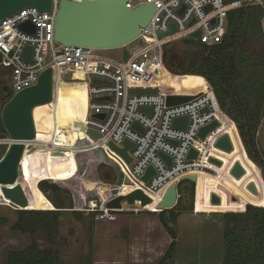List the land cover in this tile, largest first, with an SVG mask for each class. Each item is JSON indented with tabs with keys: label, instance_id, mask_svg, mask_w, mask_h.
<instances>
[{
	"label": "built area",
	"instance_id": "built-area-1",
	"mask_svg": "<svg viewBox=\"0 0 264 264\" xmlns=\"http://www.w3.org/2000/svg\"><path fill=\"white\" fill-rule=\"evenodd\" d=\"M60 1L54 0L50 12L28 6L0 22V68L11 77L12 94L36 84L47 68L53 69L55 88L58 83L66 81L85 83L88 110L85 122H82L84 131L96 129L101 137L94 140L86 134L87 139L81 141L82 145L76 150L100 148L106 152L111 150L108 142L122 146L125 140H130L135 144L130 150L133 162L128 165L123 160L128 166V171L121 167L125 179L139 180L154 194L193 171L207 169L192 162L201 160V142L211 139V147H215L216 141L224 135L212 138L219 127L206 140L198 135L202 126L216 120L214 107L221 108L215 92L209 90L190 101L170 104L164 82L156 86L146 84L144 79L156 69L164 68L166 49L176 41L195 39L206 45L221 43L227 31L228 12L240 7L241 3H226L224 0H129L127 7L130 9L152 3L157 10L149 24L141 27L138 38L127 45L129 58L124 61L121 49V56L117 58L104 53L103 49L59 42L55 38V20ZM208 6L211 9L207 11ZM25 22L34 26V32L21 27ZM172 24L175 25L174 33L159 36L160 31H170ZM197 30H201V36L192 38L191 34ZM28 46L33 47L30 61L23 55ZM76 72L84 74V79H76ZM93 79L103 83H93ZM132 88H158L159 92L132 93ZM106 97L110 99H97ZM4 103L5 100L0 99V105ZM143 107L150 108V111L142 110ZM204 108L208 110L202 113ZM95 114L104 117L100 119L94 117ZM184 116L189 117L188 126L185 129L175 127L174 120ZM135 123L143 131L135 129ZM11 142L9 136H0V144L9 146ZM191 148L199 151L198 159H187ZM161 153L172 158V165L167 164ZM149 166H153L157 173L145 183L141 178ZM125 185L123 183L122 187ZM118 208L117 205L112 209H101L98 200L92 199L85 210L108 213Z\"/></svg>",
	"mask_w": 264,
	"mask_h": 264
},
{
	"label": "rangeland",
	"instance_id": "rangeland-1",
	"mask_svg": "<svg viewBox=\"0 0 264 264\" xmlns=\"http://www.w3.org/2000/svg\"><path fill=\"white\" fill-rule=\"evenodd\" d=\"M263 28V26H260ZM167 49L168 58L167 62L174 66V68L183 70L187 68L190 62L188 53L185 52V46L180 41H176L169 45ZM247 52L253 56V59L261 58L264 55V35L263 37H254L249 41L246 47ZM104 53L119 58L121 56L120 49L104 50ZM187 57V58H186ZM234 82L235 89L239 99L243 101V106L252 107L255 103L254 95L259 93L263 95L264 99V72L260 77L256 76L254 72H242L241 76H237ZM162 79V81H161ZM146 84L161 86L163 82V67L156 69L151 75L144 79ZM61 90L62 93L71 94L73 100L70 105L72 110V117L69 121L68 130L51 131L50 125L44 123L39 126V130L43 136L48 135L51 131V138L62 139L66 133L72 131L78 135V139L85 140L84 136L80 135L78 124L76 123L77 112H84L86 102L85 83L83 82H64ZM165 85V84H164ZM247 87L248 91H240V88ZM166 88V86H164ZM239 89V90H238ZM255 90V91H254ZM249 96V97H248ZM260 106V114L257 117L252 115V126L257 132L259 143L264 151V100ZM231 106L233 103L229 100ZM50 108L42 107L40 112H46ZM235 111V110H234ZM221 108L214 107L213 114L215 119L221 123H225V115ZM47 115V114H44ZM74 115V116H73ZM41 116H43L41 114ZM232 119V117H230ZM223 120V122H222ZM233 120V119H232ZM234 124L238 123L234 120ZM44 127V128H43ZM239 130V132H238ZM217 129L212 135L218 136L221 134H229L232 138L234 149L231 152H225L216 147H212L211 156L220 159L223 164L217 165L209 160V158L202 157V161L192 162L193 164H202L205 170H198L196 172L197 178H206L207 182L202 183L200 186L199 199L201 200L202 207H195V202L184 203L186 210L179 218L178 224V252L175 264H221V242L223 236L224 219L222 213L232 208H243L246 204H253L254 206L264 207V178H252L251 181H244V177L240 179L235 178L231 174V168L234 162L239 161L242 166L259 167L251 162L247 157V149L244 140L241 136L240 129ZM241 136V137H240ZM242 138V139H241ZM51 139V140H52ZM41 140V141H38ZM45 138H37L33 141L32 148L22 160V171L18 181L19 192H27L25 195L28 198L26 206H47L55 207L52 201V193H46L39 187V183L43 180V175H52L56 177H68L75 172V165L73 161V153L70 155L71 149L69 147V154L65 157L50 158L52 151H60L63 146L60 143L45 144ZM79 142L77 146H81L83 142ZM243 140V141H242ZM211 143V139L206 140ZM205 141V142H206ZM0 146H8L0 144ZM87 154L94 152L93 150L78 151L75 153ZM83 152V153H82ZM111 156L118 157L111 150ZM108 153V151H107ZM119 158V157H118ZM120 159V158H119ZM228 167L224 171L225 164ZM128 171V167L127 170ZM203 171V172H202ZM224 171V173H223ZM107 170H103L102 174H106ZM101 181L96 175L94 168L90 165L84 164L77 174V181L72 182L74 188H85V195L87 196V209L88 203L92 199L98 200L99 207L113 206L118 198V193L125 183L112 176L111 179L106 178ZM109 174V173H107ZM263 175V173H262ZM217 176V177H216ZM190 175H185L181 180L190 178ZM219 177V178H218ZM180 180V181H181ZM192 179H190L191 181ZM196 184L197 180H192ZM204 181V180H203ZM131 182H133L131 180ZM207 183V184H206ZM255 184L257 193H253L249 188V184ZM23 185V186H22ZM89 185V187H87ZM2 186L0 185V264H6L8 253L11 251L24 250L33 243H36L41 250L46 252H58L60 255L61 264H156L162 252L171 243L170 236L166 233L165 241L156 242L151 238L149 228H154L159 225L158 215L153 213L157 209V204L164 201L166 194L170 193L171 188H174L175 199L172 204L165 205L163 208H178L180 193L179 182L173 181L165 187L160 193L151 194L150 201L145 204H138L134 208L132 204H124L120 206V211L116 215H121L120 220L112 223H104L91 216L88 210H84L81 218L73 212H66L61 219V224L56 230L54 240L50 242L48 233L43 229H38L35 233H23L14 230L13 226L19 221V214L16 210H25L28 207L20 206L13 203L10 199L3 197ZM87 187V189H86ZM22 189V190H20ZM145 199L149 195L148 189ZM218 194L221 198L219 204H212L210 202V194ZM164 197L162 198V196ZM208 195L207 198L205 196ZM223 200V204H222ZM193 206V210L190 206ZM25 208V209H24ZM161 208V207H160ZM159 208V209H160ZM162 208V209H163ZM39 210V209H38ZM158 212V211H157ZM94 224V244L91 241V226ZM147 223V231L144 226ZM144 230V231H143ZM159 243V244H157ZM164 244V247H161ZM218 249L220 252H216ZM219 257L218 260H214ZM163 257V256H162ZM209 257V258H208ZM162 259V258H161ZM214 260V261H213ZM212 261V262H210Z\"/></svg>",
	"mask_w": 264,
	"mask_h": 264
},
{
	"label": "trees",
	"instance_id": "trees-1",
	"mask_svg": "<svg viewBox=\"0 0 264 264\" xmlns=\"http://www.w3.org/2000/svg\"><path fill=\"white\" fill-rule=\"evenodd\" d=\"M224 1L226 3L239 1L241 6L228 12L227 31L223 41L215 45H206L195 39L181 40L180 42L185 46V52L189 54L187 57L190 59L187 68L183 70L174 68L172 64L170 65L166 61L168 58L167 49L170 47L168 46L165 53L163 82L170 104L190 101L209 90H213L226 117V122L224 123L222 120L223 123L218 129L238 130L239 126V135L241 134L244 140L248 153L247 157L258 167L260 165L261 178H264V151L251 122L252 115L257 117L260 114L259 108L263 103L262 100H264L263 95L256 93L255 99L252 100H255V104L252 107H245L234 86L237 76H241L242 72L251 71L258 77L264 72V55L262 59L255 60L246 50L250 40L264 35V0ZM240 91L246 92L248 90L244 86L240 88ZM229 100L234 106L230 105ZM230 117L238 123V126L232 122ZM80 123L78 127H80ZM5 133L6 130L0 118V136ZM66 136L70 140L68 146L71 149V155L74 152L75 172L68 177L43 175L41 176L43 180L39 183L42 191L52 193V201L56 208L47 206L29 208L31 206H25L32 210H16L19 214V221L13 226L14 230L33 234L38 229H43L48 233L49 240L52 242L66 212L71 211L80 219L87 208L88 199L85 195V188H74L72 182L77 181L78 171L84 164L94 168L100 181L104 179L105 173L102 174V171L106 169V178L111 179L112 176H115L123 183L125 174L122 168L127 170V167L121 159L111 156L112 154L108 149L106 151L110 156L100 148L87 154L75 153L76 148H78V141L81 139L79 140L78 135L73 131L66 133ZM201 146L202 157L210 158L211 143L204 141L201 142ZM7 147L0 146V159L5 154ZM191 176H196V172H192ZM205 179L195 177L197 184L207 182ZM195 188V182L187 179L181 180L179 182L178 208H163L158 212L161 224L171 237V243L158 264H175L179 245V218L187 209L184 203L194 202ZM150 199L151 196L144 203L147 204ZM137 205L132 204L134 207L132 209L137 210ZM114 206L115 204L111 207L102 206L101 209H112ZM190 209H193L192 205ZM98 212L91 213V216L94 217ZM222 216L224 227L221 242V264H264V207L246 204L243 208L227 210L222 213ZM91 235L93 242V223ZM60 260L58 252L43 251L36 243H33L24 250L9 252L6 264H61Z\"/></svg>",
	"mask_w": 264,
	"mask_h": 264
},
{
	"label": "water",
	"instance_id": "water-1",
	"mask_svg": "<svg viewBox=\"0 0 264 264\" xmlns=\"http://www.w3.org/2000/svg\"><path fill=\"white\" fill-rule=\"evenodd\" d=\"M145 1V0H139ZM129 0H61L56 13L55 20V38L62 43L70 45H81L97 49L110 50L121 49L123 59L129 58L127 45L133 42L141 33V27H146L156 12V6L152 3L141 4L136 8L127 7ZM54 0H0V22L19 10L35 6L41 12H50L53 9ZM211 7H207V11ZM215 22V20H213ZM24 29L34 32V26L30 22L21 25ZM175 32V25H171L170 31H160L159 36L163 37ZM201 30L191 34L192 38H199ZM33 47L28 46L24 51V58L31 60ZM93 83L101 84L103 81L93 79ZM132 93H157L158 88H132ZM55 86L54 73L52 68L45 69L39 76L38 82L28 88H25L15 94L10 91L3 98L5 103L0 105V118L6 133L2 136H9L12 139L11 144L3 157L0 159V185L2 187L3 197L10 199L13 203L26 206L28 198L24 192H19L12 188L18 184L22 171V160L27 151V142L35 140L37 137V128L35 123L34 112L37 107L47 105L54 100ZM98 100H109L106 98H97ZM142 110L150 111V108L143 107ZM208 108H204V113ZM94 117L102 119L104 115L95 114ZM189 117H178L174 120V126L185 129L188 126ZM221 126L219 120L202 126L199 130V137L206 140L208 135ZM133 127L143 131L142 127L135 123ZM82 131L85 130L83 123H80ZM85 133V131H84ZM97 140L101 134L93 128H87L85 135ZM177 143V142H175ZM109 148L119 155L128 165L133 162L130 150L135 146L130 140H125L122 146L115 144L113 141L108 142ZM215 147L225 152H231L234 149L232 138L229 134L222 135L215 143ZM53 154L62 155L64 151H54ZM199 151L191 148L187 159H198ZM162 158L168 165H172V158L161 153ZM211 162L222 165L223 162L215 157H210ZM231 174L240 179L244 176L245 170L239 161L234 162L231 168ZM156 169L149 166L146 173L142 176V181L148 183L150 178L156 175ZM195 176L190 179L194 180ZM126 185L119 191L115 206L120 207L122 204H133L141 200L142 191L134 190L130 180L125 179ZM248 188L257 193L255 184H249ZM1 195V194H0ZM1 197V196H0ZM175 199L174 188L166 194L164 201L160 204L163 208L165 205L172 204ZM214 202L219 203V198L214 196ZM1 203V198H0ZM143 204H145L143 202ZM114 206V207H115ZM32 210V209H25ZM70 210V209H68ZM72 210V209H71Z\"/></svg>",
	"mask_w": 264,
	"mask_h": 264
},
{
	"label": "bare ground",
	"instance_id": "bare-ground-1",
	"mask_svg": "<svg viewBox=\"0 0 264 264\" xmlns=\"http://www.w3.org/2000/svg\"><path fill=\"white\" fill-rule=\"evenodd\" d=\"M75 78L76 79H84V74L76 72L75 73ZM64 84L65 83H58L57 84V86L55 88V99H54V101L52 103H49L48 105L37 107L35 109L34 117H35L36 128H37V131H38L37 138H39V137L40 138H47L48 137V135L43 136V134H41V132L39 130V126L40 125L44 126V123L48 124V126L50 125L51 131L68 130L69 121L71 120V117H72V112H71L72 110L70 109V105L72 104L73 100H72V98L70 96L71 94H67V92H66V94L62 93L63 90H61V89L64 86ZM85 86H86V84H85ZM85 89H86L85 90V92H86V102H85V106H84L85 110H84V112H82V111L77 112V114H76V123L77 124H79L80 122H85V117H86L87 110H88V92H87V88H85ZM42 107L50 108V110L41 113L40 109ZM41 114L43 116H41ZM44 114H47V115H44ZM76 128L80 129L79 127H76ZM51 131L49 130V133H48L49 134V138H51ZM79 132H80L81 136H84V138H87V136L85 135L84 131H82L80 129ZM33 141L34 140H31V141L27 142V151H26L24 157L27 156V154H29V152H30V150L32 148ZM38 141H41V140H38ZM43 141H44L45 144H48L49 140L45 139ZM113 153L116 154L115 152H113ZM117 156L123 161V159L119 155H117ZM54 157H63V156H54ZM54 157H50V158L52 159ZM123 163L125 164L124 161H123ZM231 165H233V164H231ZM126 167H128V166L126 165ZM227 167H228V163L225 164L224 171L226 170ZM243 168L245 170V174H244L245 177L243 178L244 181H247V180L251 181L252 178H261L260 171L257 168H253V167H250V166H243ZM224 171H223V173H224ZM131 180L133 182H131ZM130 182L135 187L134 190H141L142 191L141 200L138 201V202L146 201V200H142V197H143V195L145 193V190L147 189L144 186V184H142L139 180H135L134 178L133 179L130 178ZM3 187H5V185H3ZM12 188H15V190H19L18 189V184L12 186ZM20 190H22V189H20ZM146 194H147V192H146ZM151 194H153V193L149 191V195L150 196H151ZM150 196H148V198ZM148 198H147V200H148Z\"/></svg>",
	"mask_w": 264,
	"mask_h": 264
},
{
	"label": "crops",
	"instance_id": "crops-1",
	"mask_svg": "<svg viewBox=\"0 0 264 264\" xmlns=\"http://www.w3.org/2000/svg\"><path fill=\"white\" fill-rule=\"evenodd\" d=\"M202 158V157H201ZM219 178V177H218ZM187 180H190V178H187ZM192 181V180H191ZM180 182V181H179ZM192 182H194V181H192ZM207 184V183H206ZM202 185V183H199V184H197V188H195V198H194V202H195V207H196V202H197V206H203L204 204H200L201 203V200L199 199V191H200V186ZM214 196H217L218 198H219V201L221 202V198H220V196H218V194H215V193H211L210 194V202L212 203V204H219V203H215L214 202ZM145 197H146V191H145V193H144V195H143V197H142V200L143 199H145ZM208 197V195H206L205 196V198H207ZM142 202H144V201H142ZM142 202H138V203H136V204H141ZM193 202V203H194ZM157 209L156 210H154L153 211V213H155V214H157L158 215V212L162 209V208H160V205L159 204H157ZM160 208V209H159ZM193 210V209H192ZM119 211H120V207L116 210V211H111V212H108V213H104V212H98V213H96L95 214V216H94V218L97 220V222H99V221H103L104 223L106 222V223H112V222H115V221H118V220H120V216L121 215H116L117 213H119ZM158 211V212H157ZM158 219H159V215H158ZM159 224H160V226L159 225H155L154 226V228H149V233H150V235H151V238L153 239V240H155L156 242H161V240H163V242L165 241L164 239L166 238V236H165V234L167 233L168 235H169V233L166 231V229L163 227V225L161 224V222H160V219H159ZM147 223L145 224V226H144V229H145V231H147ZM144 231V230H143ZM94 233H95V229H94ZM170 236V235H169ZM171 238V237H170ZM167 239V238H166ZM159 243H157V244H159ZM93 244H94V238H93ZM170 245V244H169ZM169 245L167 246V248L162 252V256H164V254H165V252L167 251V249H168V247H169ZM161 247H164V244L162 245L161 244ZM179 247V246H178ZM179 249V248H178ZM216 252H220V250H218V249H216L215 250ZM162 256H160L159 257V260L157 261V263L156 264H158V262L161 260V258H162ZM209 258V257H208ZM218 256H217V258L216 259H214V260H218ZM177 259V258H176ZM213 260V261H214ZM176 261V260H175ZM210 262H212V261H210Z\"/></svg>",
	"mask_w": 264,
	"mask_h": 264
},
{
	"label": "flooded vegetation",
	"instance_id": "flooded-vegetation-1",
	"mask_svg": "<svg viewBox=\"0 0 264 264\" xmlns=\"http://www.w3.org/2000/svg\"><path fill=\"white\" fill-rule=\"evenodd\" d=\"M11 88H12V80H11V77L9 74H7L3 69L0 68V99H3L4 97H6L8 95V93L11 91ZM47 139V138H45ZM52 138L48 139L51 144L53 143H60L61 145H58V146H63V148L60 149V151H64V154L62 155H56V154H53L54 151H52V154L51 157H54V156H67L70 152L69 150V138L64 135L62 137V139H56V138ZM57 151V150H55ZM70 155H71V152H70ZM23 186V185H22ZM3 187V186H2ZM19 189V188H18ZM24 192V194H26L27 192L24 190V188H22ZM222 204H223V200H222Z\"/></svg>",
	"mask_w": 264,
	"mask_h": 264
}]
</instances>
